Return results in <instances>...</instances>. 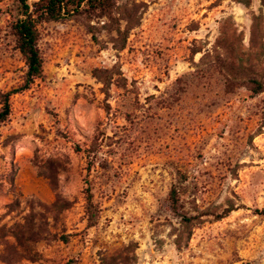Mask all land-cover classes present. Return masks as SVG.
Returning <instances> with one entry per match:
<instances>
[{"label": "rangeland", "instance_id": "1", "mask_svg": "<svg viewBox=\"0 0 264 264\" xmlns=\"http://www.w3.org/2000/svg\"><path fill=\"white\" fill-rule=\"evenodd\" d=\"M131 1L142 19L122 51L102 22L96 39L84 20L40 28L44 78L0 127V264H264V92H226L201 63L228 19L249 46L262 0ZM11 5L0 0V94L26 82ZM173 186L196 217L182 248Z\"/></svg>", "mask_w": 264, "mask_h": 264}, {"label": "trees", "instance_id": "2", "mask_svg": "<svg viewBox=\"0 0 264 264\" xmlns=\"http://www.w3.org/2000/svg\"><path fill=\"white\" fill-rule=\"evenodd\" d=\"M249 5V0H235ZM264 7V0H262ZM140 4L131 0H12L5 11L6 27L15 39L26 66L25 85L18 90L0 94V127L12 114L11 97L28 89L36 80L44 78V61L39 48L40 28L50 22L84 20L89 33L96 39V23L102 22L108 33L116 34L113 46L122 51L130 32L141 23L138 8ZM201 63L211 65V71L219 73L225 81L226 92L246 88L253 95L264 92V15L253 16L249 46L243 45V35L236 24L228 19L224 22L221 35L211 51L206 52ZM172 211L180 217L186 239L176 240L179 248L187 246L192 237L196 217L188 216L181 203L180 191L173 186L169 194ZM87 215L89 226L97 223L98 207L94 204L91 188L86 190ZM236 208L227 209L218 219L227 217ZM264 215V211L257 210ZM127 264L122 255L111 254L104 258L103 264Z\"/></svg>", "mask_w": 264, "mask_h": 264}]
</instances>
